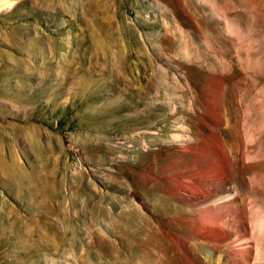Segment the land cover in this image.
Instances as JSON below:
<instances>
[{"label": "rangeland", "instance_id": "374dc122", "mask_svg": "<svg viewBox=\"0 0 264 264\" xmlns=\"http://www.w3.org/2000/svg\"><path fill=\"white\" fill-rule=\"evenodd\" d=\"M217 149L258 218L264 0H0V264L172 251L164 177Z\"/></svg>", "mask_w": 264, "mask_h": 264}, {"label": "bare ground", "instance_id": "6f19581e", "mask_svg": "<svg viewBox=\"0 0 264 264\" xmlns=\"http://www.w3.org/2000/svg\"><path fill=\"white\" fill-rule=\"evenodd\" d=\"M205 103L209 108L222 110L220 101L214 105L212 98H206ZM168 117L165 115L164 119ZM217 151L219 157H194L188 168H179L181 171L175 175L164 177L166 182L172 183L173 194L197 209L193 217L183 216L191 224L190 231L175 234L171 231L173 235L169 236L175 244L172 251L138 255L139 258L130 252L126 257L127 264H264V214L259 216L261 212L257 210L259 217L256 218L254 211V220L249 216L252 220L249 221L244 208L246 203L234 185L233 170L237 163ZM208 152L209 148L205 147L201 154ZM198 161L201 164L196 166Z\"/></svg>", "mask_w": 264, "mask_h": 264}]
</instances>
